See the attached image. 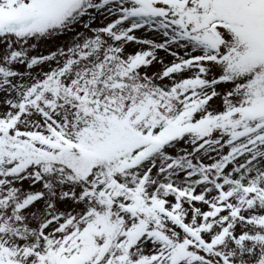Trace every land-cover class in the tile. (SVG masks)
<instances>
[{
	"label": "snow or ice",
	"instance_id": "6c2138e0",
	"mask_svg": "<svg viewBox=\"0 0 264 264\" xmlns=\"http://www.w3.org/2000/svg\"><path fill=\"white\" fill-rule=\"evenodd\" d=\"M0 264H264V0H0Z\"/></svg>",
	"mask_w": 264,
	"mask_h": 264
}]
</instances>
